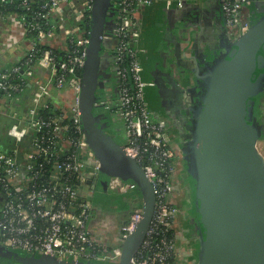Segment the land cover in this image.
I'll list each match as a JSON object with an SVG mask.
<instances>
[{"label":"built area","instance_id":"2783aa9c","mask_svg":"<svg viewBox=\"0 0 264 264\" xmlns=\"http://www.w3.org/2000/svg\"><path fill=\"white\" fill-rule=\"evenodd\" d=\"M112 1L115 13L103 37L111 43L118 95L116 102L112 100L109 85L101 78L105 86H100L96 106L109 107L117 115L122 124L120 142L144 168L155 192L153 216L132 261L193 264L181 255L178 240L182 202L188 193L186 186L175 192V183L185 182L175 161L176 146L165 120L155 116L146 97L149 81L143 76L146 48L140 44L139 11L153 0ZM171 2L167 0L168 5ZM250 2L222 0L233 38L252 23L242 10ZM94 3L0 0V95L8 106L18 101L28 105L13 113L11 132L17 134L10 135L18 147L5 146L11 136L9 141L0 138V241L60 260L115 263L122 245L105 246L90 222L102 165L84 130L80 105ZM106 185L119 192L136 186L119 175H108ZM137 200L140 203L122 223V241L143 217L142 195Z\"/></svg>","mask_w":264,"mask_h":264},{"label":"water","instance_id":"95a60500","mask_svg":"<svg viewBox=\"0 0 264 264\" xmlns=\"http://www.w3.org/2000/svg\"><path fill=\"white\" fill-rule=\"evenodd\" d=\"M112 0H95L81 110L91 149L101 161V180L119 175L142 195L143 217L122 241L115 263L60 260L40 252L0 247V260L11 264H134L132 257L153 216L155 192L144 168L95 113L101 86V52ZM195 98L186 106L192 122L188 153L190 212L197 220L193 264H264V134L256 111L264 92V14L235 38L222 56L197 72ZM193 216V215H192Z\"/></svg>","mask_w":264,"mask_h":264},{"label":"crops","instance_id":"0c3cea01","mask_svg":"<svg viewBox=\"0 0 264 264\" xmlns=\"http://www.w3.org/2000/svg\"><path fill=\"white\" fill-rule=\"evenodd\" d=\"M179 1L172 0L168 5L167 0H153L139 11L142 25L140 44L146 48L142 53L143 76L149 81L146 97L156 117L168 116L180 107V114L186 113L187 105L181 106V102L184 104L185 97H192V85L198 84L197 72L202 73L211 60L222 56L228 50L233 37L229 33L222 0H181V4ZM247 5L252 20L255 16L264 14V0H251ZM109 52L111 62L105 63L101 71L103 69L105 72L102 78L109 85V97L116 102L118 91L114 81V55L111 49ZM174 114L179 116L178 111ZM119 125L122 128L121 122ZM258 145L264 153V134L258 140ZM93 198L95 203V197ZM129 198L132 200L130 196ZM103 202H107L106 198ZM182 204L181 219L185 223L186 215L191 214L189 203ZM95 208L96 206L92 217L98 215ZM102 214L106 215V210ZM129 214L127 212L121 226ZM91 226L96 237L105 246L120 244V234L116 230L109 232L108 227H96L92 222Z\"/></svg>","mask_w":264,"mask_h":264},{"label":"rangeland","instance_id":"374dc122","mask_svg":"<svg viewBox=\"0 0 264 264\" xmlns=\"http://www.w3.org/2000/svg\"><path fill=\"white\" fill-rule=\"evenodd\" d=\"M110 17L107 20L108 23L109 21L113 18V14L115 13L114 8L110 7ZM243 13H244V18H249L251 19L250 16V12H249V6L245 5L243 7ZM107 23V24H108ZM236 30V29H234ZM111 48V43L110 42H106L104 49L101 52V66L103 68L104 64L106 63H110L111 62V52H109V49ZM110 54H109V53ZM103 69L101 71V78L103 77ZM259 106L260 108L258 109V117L260 118L259 121L262 125H264V92L261 96L260 102H259ZM18 108H24L25 110L28 108V105L26 103H23L22 101H18L16 103H13L11 106L7 105V98L5 96H1L0 95V129H1V140L2 142L7 139L9 141L10 138H7V136H11L10 134H17V131L14 130V133L11 132L12 129V124L15 120L13 113L14 110H16ZM95 112L98 113H102V112H109V120L108 122L111 123L113 126H110L109 129H107V131L109 133H111L114 137H116L119 141L123 140V136H121V132H122V128L119 125L120 120L118 119V117L114 114V112L106 106H100L98 108V106H95L94 108ZM102 110V111H101ZM121 136V137H120ZM27 133L23 134L21 137V150L25 149V143H23L24 141H27ZM11 142H5V146L10 147V148H17L18 146L15 143V140L13 138V136H11ZM174 144V143H173ZM263 147V146H262ZM91 155L92 154V150H90ZM179 158H176L175 161H177V163H179ZM106 179L107 176L103 179L98 181L97 183V188H96V192L95 195L93 197H95V212H98L97 217H91L90 218V222H92L93 224L96 225V227H102L105 226L106 228L108 227L109 232L116 230L115 232L120 234L121 232V221L126 217L127 212L129 213V209H133V207L137 204L140 203V200H137V198L139 199L140 195V190L137 186H135L134 188H132V190H130L129 192H119V191H111L107 188L106 185ZM187 183L185 182H180L177 181L175 183L176 185V190L175 192H182V190L184 189V187L186 186ZM134 196V198L132 200H130V198L128 196ZM139 196V197H138ZM104 198H106L107 202H103ZM191 193H190V198L189 200H191ZM94 199V198H93ZM103 204H105L103 206ZM119 204V207H118ZM121 205V207H120ZM122 208V210L120 211V209ZM104 210H106V215L102 214V212ZM108 210H110V212H107ZM112 211V212H111ZM191 215H193V213H190ZM189 214L187 215L188 218ZM194 221L195 223H192L193 225H195V229L197 228L196 225V219L194 217ZM119 229V230H118ZM195 233H197V230H195ZM118 243H122V239H119ZM0 247H7L5 246L1 241H0ZM13 250H18L19 248H12ZM19 250H23V249H19ZM191 259H196V253H192L190 255H188V258ZM189 258V259H190ZM190 259V261H192ZM119 260V258H117L115 260V262H117ZM193 262V261H192Z\"/></svg>","mask_w":264,"mask_h":264},{"label":"flooded vegetation","instance_id":"af4514ba","mask_svg":"<svg viewBox=\"0 0 264 264\" xmlns=\"http://www.w3.org/2000/svg\"><path fill=\"white\" fill-rule=\"evenodd\" d=\"M101 86H105V84L103 82H101ZM192 86L194 87V88L192 87L193 89L191 90L192 97L191 98L185 97L184 104H183V102H181V106L182 105L183 106L188 105L189 102L191 100H193V98H195V95L197 93L195 91V87L197 85L195 84ZM97 93L98 94L100 93V87H99ZM99 107L100 106H98V108ZM180 108H178L176 110V112L177 111L179 112V116H178V114L177 115L174 114L176 112H173V113H170V115L165 116V117H161V118L165 120L167 128L169 129L171 139H172L174 145L176 146L177 158L180 159L179 160V168L182 169L183 175L185 178V182L187 183L186 187H185V189L187 190V193H188L186 202L189 203L188 208L190 209L193 206V204H192L193 201H192V203L189 202L190 193L192 192V187H191V183H190V173H189V166H188V159H189L188 153L191 151L190 141H191L193 129H192V122L190 121V118H189L190 116L188 117L185 114H183V115L180 114L181 113ZM95 113L98 115V118L100 119V121L104 124L105 129L106 128L109 129V127L112 126L111 123L108 122L109 118H108L106 112H102V113L95 112ZM257 114H258V112L256 111V115ZM258 119H260V118L258 117ZM262 149L264 151V147H262ZM129 210H131V209H129ZM129 213H130V211H129ZM189 213H191V212H189ZM182 214H183V212L180 213V216ZM194 215L195 214L193 213V216L189 215L188 218L185 216L187 219L185 220V223L181 224L180 231L178 233V235H179L178 240L180 243V253L184 258H186L188 260L191 259L190 257H189L190 259L188 258V255L194 253L195 249H197V246L195 245L197 243V240H196V237H197L196 234L197 233H195V230H197V229H195V227H194L195 225L192 224V223H195ZM0 262L6 263V262H3L1 260H0Z\"/></svg>","mask_w":264,"mask_h":264},{"label":"trees","instance_id":"16d2710c","mask_svg":"<svg viewBox=\"0 0 264 264\" xmlns=\"http://www.w3.org/2000/svg\"><path fill=\"white\" fill-rule=\"evenodd\" d=\"M106 114H107V116H109V112H106ZM105 114V115H106ZM8 262H6V263H2V262H0V264H7ZM8 264H11V263H8Z\"/></svg>","mask_w":264,"mask_h":264}]
</instances>
